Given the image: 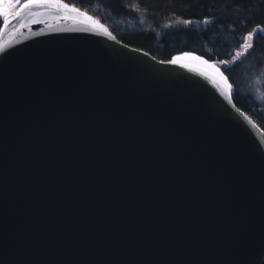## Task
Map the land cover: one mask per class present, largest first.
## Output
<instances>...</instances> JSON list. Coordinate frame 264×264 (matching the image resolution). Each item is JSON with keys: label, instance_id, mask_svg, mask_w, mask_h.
I'll return each instance as SVG.
<instances>
[{"label": "water", "instance_id": "95a60500", "mask_svg": "<svg viewBox=\"0 0 264 264\" xmlns=\"http://www.w3.org/2000/svg\"><path fill=\"white\" fill-rule=\"evenodd\" d=\"M15 11L0 28V264H262L264 131L233 87L229 101L89 13L111 36Z\"/></svg>", "mask_w": 264, "mask_h": 264}, {"label": "trees", "instance_id": "16d2710c", "mask_svg": "<svg viewBox=\"0 0 264 264\" xmlns=\"http://www.w3.org/2000/svg\"><path fill=\"white\" fill-rule=\"evenodd\" d=\"M64 1L94 16L122 43L160 61L193 52L217 62L232 84L236 106L264 131V32H254L264 28V0ZM182 20L192 23L185 26ZM249 32L253 47L230 62Z\"/></svg>", "mask_w": 264, "mask_h": 264}, {"label": "snow or ice", "instance_id": "6c2138e0", "mask_svg": "<svg viewBox=\"0 0 264 264\" xmlns=\"http://www.w3.org/2000/svg\"><path fill=\"white\" fill-rule=\"evenodd\" d=\"M15 9V15L19 17H23L27 15V18L30 22H43L48 24V21L44 19V17H49L53 20H64V21H72L74 24H87L89 27L83 29L85 31H96L102 30L103 34L111 36V33L104 28L103 25H100L97 20H95L92 16H89L87 12L81 11L80 8L75 7L74 5H69L64 3V0H24L23 3L20 0H0V15H3L5 20H7L9 10ZM43 11H38V10ZM183 23L185 26L192 23L190 20H182L179 21ZM204 23H208L207 20ZM24 26L23 24L21 25ZM50 30H57L53 24H48ZM255 31L264 32V28L257 26ZM115 39V37H112ZM253 39V32H249L244 37V43L240 45V47L244 51H237L235 56H233V61H235L240 56H243L248 49L252 48L253 45L251 43ZM147 55V53H145ZM160 63H168L173 65H178L182 68H186L189 71H195L199 75L204 76L207 79L212 80L213 84L217 87H221L222 94L228 96L229 101L231 100V84L228 83L227 78L220 71L214 63H209L208 60L203 59L201 56L195 55L190 52H184L180 55L173 56L170 60L160 61ZM220 63H229L226 61H221ZM239 112L240 110L237 109ZM244 115V113H240ZM247 119V117H245ZM251 122V121H250Z\"/></svg>", "mask_w": 264, "mask_h": 264}, {"label": "rangeland", "instance_id": "374dc122", "mask_svg": "<svg viewBox=\"0 0 264 264\" xmlns=\"http://www.w3.org/2000/svg\"><path fill=\"white\" fill-rule=\"evenodd\" d=\"M24 0H20V2L22 3ZM10 11L11 12H13V11H15V9H10ZM238 51H244L242 48H240V50H238ZM236 54V53H235ZM235 54H234V56H235ZM231 61H233V58L230 60V62ZM249 85H251L252 87H254V80H251V81H249Z\"/></svg>", "mask_w": 264, "mask_h": 264}]
</instances>
